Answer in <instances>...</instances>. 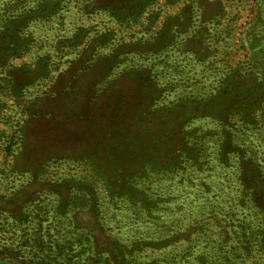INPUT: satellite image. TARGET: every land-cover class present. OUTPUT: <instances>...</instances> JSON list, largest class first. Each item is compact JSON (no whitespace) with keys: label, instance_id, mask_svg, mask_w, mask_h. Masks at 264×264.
Masks as SVG:
<instances>
[{"label":"rangeland","instance_id":"1","mask_svg":"<svg viewBox=\"0 0 264 264\" xmlns=\"http://www.w3.org/2000/svg\"><path fill=\"white\" fill-rule=\"evenodd\" d=\"M263 186L264 0H0V264H264Z\"/></svg>","mask_w":264,"mask_h":264},{"label":"trees","instance_id":"2","mask_svg":"<svg viewBox=\"0 0 264 264\" xmlns=\"http://www.w3.org/2000/svg\"><path fill=\"white\" fill-rule=\"evenodd\" d=\"M264 187V186H263ZM260 189H261V187L259 186V188H257V191L259 192L260 191ZM264 202H262V201H258V205H259V207L261 208V209H264V204H263Z\"/></svg>","mask_w":264,"mask_h":264}]
</instances>
